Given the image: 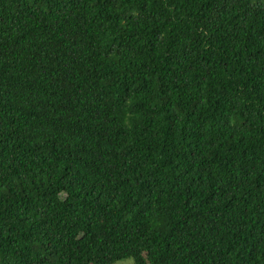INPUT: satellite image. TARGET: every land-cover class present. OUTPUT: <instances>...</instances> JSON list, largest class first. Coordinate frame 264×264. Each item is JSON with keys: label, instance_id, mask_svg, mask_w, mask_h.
Returning <instances> with one entry per match:
<instances>
[{"label": "trees", "instance_id": "16d2710c", "mask_svg": "<svg viewBox=\"0 0 264 264\" xmlns=\"http://www.w3.org/2000/svg\"><path fill=\"white\" fill-rule=\"evenodd\" d=\"M264 264V0H0V264Z\"/></svg>", "mask_w": 264, "mask_h": 264}, {"label": "rangeland", "instance_id": "374dc122", "mask_svg": "<svg viewBox=\"0 0 264 264\" xmlns=\"http://www.w3.org/2000/svg\"><path fill=\"white\" fill-rule=\"evenodd\" d=\"M114 264H131V261L130 260H123V261L116 262Z\"/></svg>", "mask_w": 264, "mask_h": 264}]
</instances>
